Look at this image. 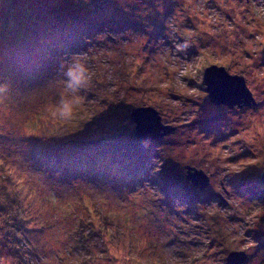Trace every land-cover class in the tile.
<instances>
[{"label":"rangeland","instance_id":"rangeland-1","mask_svg":"<svg viewBox=\"0 0 264 264\" xmlns=\"http://www.w3.org/2000/svg\"><path fill=\"white\" fill-rule=\"evenodd\" d=\"M46 2L67 38L41 27ZM211 65L256 103L211 102ZM138 107L175 130L138 139ZM114 134L141 150L92 161L60 144ZM50 144L66 157L47 166ZM263 172L264 0H0V264H264Z\"/></svg>","mask_w":264,"mask_h":264},{"label":"water","instance_id":"water-1","mask_svg":"<svg viewBox=\"0 0 264 264\" xmlns=\"http://www.w3.org/2000/svg\"><path fill=\"white\" fill-rule=\"evenodd\" d=\"M204 84L209 99L216 105H226L230 108L255 104L252 92L246 85L245 78L230 74L224 66L211 65L204 71ZM131 120L136 124L135 136L140 140H157L172 133L175 128L164 125L159 112L153 107H138L132 110ZM264 182V172L261 175ZM186 180L200 190L209 185L208 176L201 170L187 166ZM246 255L243 252H232L227 257V264H242Z\"/></svg>","mask_w":264,"mask_h":264},{"label":"trees","instance_id":"trees-1","mask_svg":"<svg viewBox=\"0 0 264 264\" xmlns=\"http://www.w3.org/2000/svg\"><path fill=\"white\" fill-rule=\"evenodd\" d=\"M63 1V0H62ZM66 1V0H65ZM9 2H11L12 3V0H9ZM59 2V1H58ZM58 5V3H50V2H46V6H44L45 7V12L47 13V14H52L53 16V18H49V17H47V16H45L47 19H45L44 18V21H43V23H42V28H43V26H45L46 28H51L50 29V31H51V35L55 38V39H58V38H62V37H66L67 38V34L68 33H70L71 32V29H72V24H73V20H72V18H70L71 16H67L66 18L65 17H59V15H55L56 13H64L66 10L64 9H62V8H60V6H57ZM19 9V8H18ZM20 10H23L24 12L23 13H21V16L23 15H25V16H27L28 15V12H27V10L26 9H20ZM19 14V11H17V10H13V15L16 17L17 15ZM66 14V13H65ZM56 17V18H55ZM5 20H6V23L9 25L8 27H10L11 28V31H14V25H11V20H9V18L8 17H6L5 18ZM17 23L19 24V22H16V24L15 25H17ZM34 25V24H33ZM69 27V28H66V27ZM21 28V27H20ZM33 28L32 27H30L28 30H32ZM39 31L35 34H33L32 32H30V33H32L35 37L38 35V33H39V35L41 34L42 35V30L41 29H38ZM10 31V32H11ZM9 32V33H10ZM28 33V32H27ZM16 38H17V40H19L20 38L18 37V36H16ZM54 39V40H55ZM96 134H102V133H104V131L103 130H100V131H97V132H95ZM92 134V133H91ZM90 134V135H91ZM98 136H100L98 139H95V140H90L91 141V143H88V141H85V142H83L82 140H81V138H76V137H71V138H75V139H70L69 140V138L68 139H66L64 142H62V143H60L61 145H63V144H65L66 145V147H65V150H62L63 152H64V154L66 153V152H70V154H72V156L74 157V156H83V157H85L86 155V157L85 158H87L86 160H89V159H91L92 161H97V158L99 157V155L101 154V153H99V152H97V150L99 149V148H102V150H105V151H103L102 153H104V154H107V153H113L114 152V150L115 149H117V148H123V149H121V151H119V152H123V151H126V150H131L132 148L134 149L133 150V153H137V151L138 150H141L140 149V146H137L136 145V143H131L130 145L129 144H127V146H122V144L121 143H119V142H116V141H113V138L116 136L115 134L114 135H110L109 137H106V136H103V135H98ZM103 138H107L108 140H109V143H108V146H106L105 144H103V146H97V147H95L94 148V146H92V148H91V150H89V153H91V155L88 153V151H85V150H87V149H84V145H86V144H95V143H97V142H99V140H101V139H103ZM133 140H135V141H137V139L135 138V137H133ZM113 142H116L115 144H113ZM73 144H79V146H74ZM81 144V145H80ZM143 144V143H142ZM53 144H50V146H49V150L48 151H45V152H47L46 154L43 152L44 150H42L41 149V153L38 155V156H41V163H44V164H46L47 166H48V164L49 163H52L53 164V162L52 161H54L55 163H57L58 161H60V160H63L66 156H64V155H62V156H59V158H57V159H55V160H53L52 158H54V156H56L57 154L56 153H58L59 151H56V150H58L59 148H53ZM73 146V147H72ZM57 147H58V145H57ZM125 147V148H124ZM107 148V149H106ZM137 148V149H136ZM108 151H110V152H108ZM78 152H80L79 154H78ZM107 152V153H106ZM52 153H53V155H52ZM38 156H37V159L38 160H40L39 158H38ZM90 156H92V157H90ZM82 158V157H81ZM130 163V162H129ZM258 191H262V190H258ZM6 202V201H5ZM11 207V206H10ZM9 216V215H8ZM14 218V217H13ZM13 218H11L10 219V217H9V224H10V222H11V220L13 219ZM16 220L17 219H14L13 220V223L14 222H16ZM17 226V225H16ZM18 229V228H17ZM263 244V243H262Z\"/></svg>","mask_w":264,"mask_h":264}]
</instances>
